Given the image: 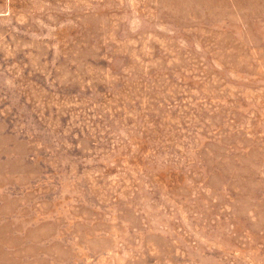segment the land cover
<instances>
[{
    "label": "rangeland",
    "instance_id": "374dc122",
    "mask_svg": "<svg viewBox=\"0 0 264 264\" xmlns=\"http://www.w3.org/2000/svg\"><path fill=\"white\" fill-rule=\"evenodd\" d=\"M0 264H264V0H0Z\"/></svg>",
    "mask_w": 264,
    "mask_h": 264
}]
</instances>
